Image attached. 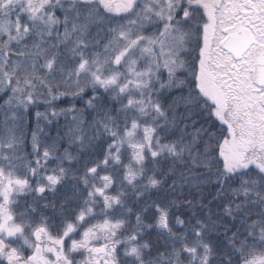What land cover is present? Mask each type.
I'll return each mask as SVG.
<instances>
[{
    "label": "snow or ice",
    "instance_id": "snow-or-ice-1",
    "mask_svg": "<svg viewBox=\"0 0 264 264\" xmlns=\"http://www.w3.org/2000/svg\"><path fill=\"white\" fill-rule=\"evenodd\" d=\"M88 90L91 121L54 107ZM0 93V264H264V0H0ZM40 103L30 160L16 133ZM61 115L76 155L63 136L41 152V120ZM109 168L137 200L168 180L190 198L145 201L129 229ZM49 193L55 225L37 216ZM172 206L191 210L182 234ZM151 230L163 247L142 242Z\"/></svg>",
    "mask_w": 264,
    "mask_h": 264
},
{
    "label": "trees",
    "instance_id": "trees-1",
    "mask_svg": "<svg viewBox=\"0 0 264 264\" xmlns=\"http://www.w3.org/2000/svg\"><path fill=\"white\" fill-rule=\"evenodd\" d=\"M61 31H63V29H60ZM167 78V73H164V79ZM183 77H181L182 79ZM63 90V89H61ZM91 90H88V94L84 95L82 98L80 97H71V96H66V97H61L59 100L54 102V107L57 108V110L62 109V108H70V107H74L76 109H85V120L87 121H91L92 117L91 115L88 114V112H90V110L86 109V101L89 99V97L91 96ZM171 95L172 96H179L180 93L178 90L173 89L171 90ZM7 99V96H5L3 93H0V104H3L4 101ZM117 107H119V105H116ZM47 106L44 105L43 103H40L38 106L35 107H31L29 114L25 115L23 122L20 124L19 129L17 131V136L22 138V145H21V155L25 156L26 159H30V160H34L35 157L30 155L32 153V134L33 131L37 130V119H36V112H44L45 108ZM70 116L68 117V119L70 120ZM0 119H2V116H0ZM67 120L65 119V117L63 115L53 118L52 119V123L48 124L47 121H43L41 120L40 124H39V128L43 129V132L40 133V139H41V152L43 151V147L44 146H48V144H50L51 140L53 139H60L61 136L64 137L62 143V146L60 147V152L62 153L64 151L65 148L69 149L74 155H76L79 151V146H71L69 144V141L65 135L67 129L64 127L67 124ZM218 123V122H217ZM197 127H199V125H197ZM107 143H111V140H108L106 143L103 142H94L93 146H90L87 151L82 153V157L80 160V164L79 165H74L75 167H80L81 169L83 168L85 162L91 163L92 161H95L97 159H102L103 156V150L107 148ZM124 161L125 163L128 162V152H125L124 155ZM151 160V157H148V161ZM55 161L50 162L47 165L48 170H51V168L55 167ZM161 163H163V161H161ZM148 167H152V165L150 163L147 164ZM122 172V169L120 170ZM108 172L111 173L112 175L116 176L117 179V185L115 187H113L110 190L109 194H115L117 191H121L124 190L128 193V196L126 198V206L128 208L132 209V213L130 216H126L124 217L125 219H127L128 221V227L129 229L131 228L132 225L135 224V216L137 212H141L143 210L144 207V203L145 201H148L149 199L151 200H160L162 202V204L164 206H167V202L168 200L171 199H187L190 198L189 197V190L187 187H185L183 190L181 189H177V193H180V196H176V195H169L168 194V186L172 184V180H168L167 184H165L163 186V188L161 189L160 192H156L155 190H151L149 195H145L144 197H142L140 200H137L133 194H132V190L130 188L127 189H121L119 187V181H120V176L117 173L116 170L109 168ZM105 173H101V175H103ZM151 172H148V175H151ZM157 178H159V176H157ZM33 185H35V180L32 181ZM218 187V186H217ZM217 187H213V186H208L205 185L206 191H205V195H207V193H211V195H208V199L211 200L217 191ZM32 196L33 194H28L25 197L21 198V209L24 208L25 206V202L27 203H32ZM56 203L57 206L56 207H52L51 205L53 203ZM47 203L49 204V207L47 208H43V205ZM40 205H41V212L37 214V216H39L40 214H43L44 216L48 217L49 220L52 222L53 225H55L56 223H58V219L57 217L59 216V206H58V202L54 201V197L52 196L51 193L47 194V199L46 200H41L40 201ZM169 213H170V223L172 225H174V231L177 232V234H182L184 233V229L180 228L178 225H175V220L177 216H180L182 219L186 220L189 223H194V221H188V217L191 215V210L188 208H185L183 206L177 208L175 206L169 207ZM97 211H99V209L97 208ZM154 213V209H149V211L147 213H145V216L147 217L146 222H149L153 216ZM55 230V229H53ZM125 234H127V230H124ZM213 237V243H216L215 237L218 235L217 233H211L210 234ZM220 235H222V232L220 233ZM230 235V233H229ZM121 239H123V237H121ZM165 237L159 235L158 231L156 230H151V231H145L143 234V241H150L151 243H153L154 245L163 247V245L165 244ZM179 246V245H177ZM123 251V249H121V252ZM222 249H218L217 250V256L222 254ZM76 259L79 260L81 259L80 256H76Z\"/></svg>",
    "mask_w": 264,
    "mask_h": 264
}]
</instances>
